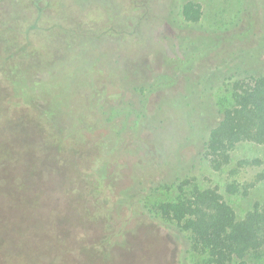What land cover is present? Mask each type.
<instances>
[{
  "label": "rangeland",
  "instance_id": "1",
  "mask_svg": "<svg viewBox=\"0 0 264 264\" xmlns=\"http://www.w3.org/2000/svg\"><path fill=\"white\" fill-rule=\"evenodd\" d=\"M186 1L0 0L2 105L28 116L15 107L37 100L58 125L48 138L58 150L41 147L46 135L26 147L21 128L0 131V193L34 251L76 248L72 264H193L187 233L153 205L193 185L215 187L237 218L264 200V143H236L218 170L203 152L226 89L264 71V0H190L197 22L184 19ZM9 114L0 108V125Z\"/></svg>",
  "mask_w": 264,
  "mask_h": 264
},
{
  "label": "trees",
  "instance_id": "2",
  "mask_svg": "<svg viewBox=\"0 0 264 264\" xmlns=\"http://www.w3.org/2000/svg\"><path fill=\"white\" fill-rule=\"evenodd\" d=\"M181 13L186 21L197 22L201 16L200 5L190 0L186 1L182 5ZM158 85L154 83L153 87L156 89ZM230 87L231 91L226 89L227 93L216 103L218 104L216 119L219 118L203 141V152L215 170L229 163L230 151L236 143L240 141L264 143V71L255 76L236 79ZM208 89L204 87L199 90L198 96L207 94ZM3 104L5 107L0 100V108H4L9 114L10 105L6 104V101ZM15 108L16 112L22 109L27 111L28 116L18 117L19 112L16 115L10 113L0 125V131L5 137L12 134L15 125L21 128L18 136L19 139L26 141V147L34 142L33 140L28 143L29 137L42 138L46 135V143L40 146L48 150L60 149V145L49 143L50 133L57 131L58 125L47 120L46 111L40 102L32 99L30 103H21L20 107ZM208 109L211 110L210 107ZM3 155L0 151V165L4 162ZM12 159L14 158L11 157ZM253 162L258 160L240 161L241 164ZM96 181L100 185L107 181V178L96 176ZM252 184L246 183L243 192H247V188ZM178 188L181 190L180 185ZM226 188L230 193L239 190L235 183L227 184ZM1 199L10 204L5 205ZM103 201L101 206L109 210L108 198ZM15 204V201L8 199L6 192L0 193V207L6 208L4 211L0 210V260L10 261V264H26L31 261L34 263L36 261L35 264H72L67 260L66 253L73 251L78 255L80 253L78 249L43 246L44 248L38 247L36 249L39 250L34 251L33 247L29 246L30 243L25 241L31 239L30 235L23 238L21 230L18 229L20 233L18 236L13 215ZM153 206L162 220L174 223L187 233V253L193 264H247L249 258L264 259V200L256 202L241 218H237L231 206L215 187L200 188L193 185L186 193L182 190L175 199L161 201ZM104 250L106 246L95 249L97 255L103 254Z\"/></svg>",
  "mask_w": 264,
  "mask_h": 264
}]
</instances>
